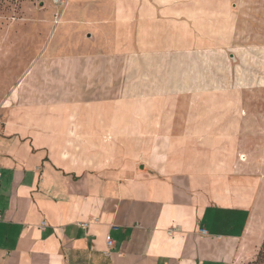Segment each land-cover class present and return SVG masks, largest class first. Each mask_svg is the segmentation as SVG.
<instances>
[{
  "label": "crops",
  "instance_id": "obj_1",
  "mask_svg": "<svg viewBox=\"0 0 264 264\" xmlns=\"http://www.w3.org/2000/svg\"><path fill=\"white\" fill-rule=\"evenodd\" d=\"M229 1L90 0L93 50L104 42L118 56L203 52L219 69L190 73L182 106L174 100L182 92L5 106L0 264H241L254 256L264 185L261 169L237 156L243 92L259 81L232 76L228 86L221 70Z\"/></svg>",
  "mask_w": 264,
  "mask_h": 264
},
{
  "label": "rangeland",
  "instance_id": "obj_2",
  "mask_svg": "<svg viewBox=\"0 0 264 264\" xmlns=\"http://www.w3.org/2000/svg\"><path fill=\"white\" fill-rule=\"evenodd\" d=\"M90 5V0H68L55 23L52 0H0V116L13 100L64 108L75 102L134 101L141 95L182 92L174 99L182 106L190 73L219 69L212 64L217 57L203 52L118 56L104 42H94L93 50ZM227 5L233 20L222 52L227 85L232 76L253 74L259 81L243 92L238 134L242 155L237 161L253 163V171L261 169L258 176L264 185V0H230ZM78 31L82 45L77 44ZM92 53L94 61L82 66ZM241 264H264V245Z\"/></svg>",
  "mask_w": 264,
  "mask_h": 264
},
{
  "label": "built area",
  "instance_id": "obj_3",
  "mask_svg": "<svg viewBox=\"0 0 264 264\" xmlns=\"http://www.w3.org/2000/svg\"><path fill=\"white\" fill-rule=\"evenodd\" d=\"M67 3L68 0H52V4L56 9V13L54 15L55 23L59 21V19L61 18ZM0 221H1V215H0ZM200 234L204 235L205 231H200ZM106 244L109 247L111 246L112 242L108 239Z\"/></svg>",
  "mask_w": 264,
  "mask_h": 264
},
{
  "label": "trees",
  "instance_id": "obj_4",
  "mask_svg": "<svg viewBox=\"0 0 264 264\" xmlns=\"http://www.w3.org/2000/svg\"><path fill=\"white\" fill-rule=\"evenodd\" d=\"M263 245H264V238H263V240H262V242H261L259 247H261V246L263 247Z\"/></svg>",
  "mask_w": 264,
  "mask_h": 264
}]
</instances>
